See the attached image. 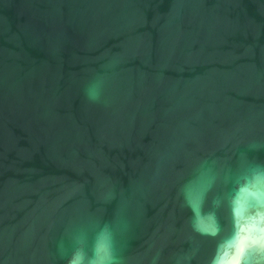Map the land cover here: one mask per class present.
<instances>
[{
  "label": "water",
  "instance_id": "water-1",
  "mask_svg": "<svg viewBox=\"0 0 264 264\" xmlns=\"http://www.w3.org/2000/svg\"><path fill=\"white\" fill-rule=\"evenodd\" d=\"M261 170L264 0H0V264H264Z\"/></svg>",
  "mask_w": 264,
  "mask_h": 264
},
{
  "label": "snow or ice",
  "instance_id": "snow-or-ice-1",
  "mask_svg": "<svg viewBox=\"0 0 264 264\" xmlns=\"http://www.w3.org/2000/svg\"><path fill=\"white\" fill-rule=\"evenodd\" d=\"M243 179L245 178L241 177L240 181H238V183H241V187H243ZM247 179L249 180V183L247 187L244 188L241 196L243 199L248 200L255 205L258 201L264 200V170H261L259 177L256 178L255 181L251 175H249ZM249 189H251V191H249ZM233 194L236 195L235 192Z\"/></svg>",
  "mask_w": 264,
  "mask_h": 264
}]
</instances>
